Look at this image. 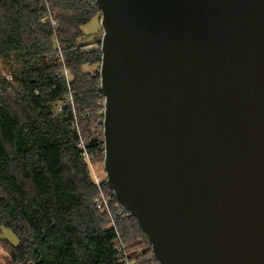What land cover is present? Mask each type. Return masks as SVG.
<instances>
[{"label":"water","instance_id":"95a60500","mask_svg":"<svg viewBox=\"0 0 264 264\" xmlns=\"http://www.w3.org/2000/svg\"><path fill=\"white\" fill-rule=\"evenodd\" d=\"M104 168L161 264H264V0H96Z\"/></svg>","mask_w":264,"mask_h":264},{"label":"trees","instance_id":"16d2710c","mask_svg":"<svg viewBox=\"0 0 264 264\" xmlns=\"http://www.w3.org/2000/svg\"><path fill=\"white\" fill-rule=\"evenodd\" d=\"M99 14L96 0H0V59L18 64L11 80L0 70V240L8 264H161L90 168L105 160L102 57L83 44L82 28ZM102 192L110 214L97 208ZM139 238L145 249L135 248Z\"/></svg>","mask_w":264,"mask_h":264},{"label":"rangeland","instance_id":"374dc122","mask_svg":"<svg viewBox=\"0 0 264 264\" xmlns=\"http://www.w3.org/2000/svg\"><path fill=\"white\" fill-rule=\"evenodd\" d=\"M83 31L88 37V40L86 42H83V44H90L89 48L96 49V44H99V42L102 39L103 34V28L101 26V15H97L94 19H92L88 24L83 26ZM16 60L14 57H12L11 60H4L0 59V70L4 76H6L9 80H11V75L9 70L12 68L17 67ZM98 66H88V70H96ZM91 170L93 171L94 177L99 178L100 182L107 181V175L105 172L104 164L101 162H97L93 165H91ZM108 198V197H107ZM110 200V199H109ZM2 237L7 239V241L17 246L19 244V238L16 234H14L11 230L4 229L2 231ZM142 243V244H141ZM6 245L0 240V264H8L9 262V256L8 252L6 250ZM136 249L142 250L146 248L145 243L142 242L141 238L138 240V244L135 246ZM151 258V257H150Z\"/></svg>","mask_w":264,"mask_h":264},{"label":"built area","instance_id":"2783aa9c","mask_svg":"<svg viewBox=\"0 0 264 264\" xmlns=\"http://www.w3.org/2000/svg\"><path fill=\"white\" fill-rule=\"evenodd\" d=\"M96 5H97V2H96ZM102 38H103V34H102ZM96 46V49H100V51H101V47H102V39H101V41L99 42V44H96L95 45ZM61 49L58 47V51H60ZM60 55H62V54H60ZM101 57H102V52H101ZM63 62V61H62ZM65 76L66 77H69V74H68V72L65 70ZM70 99H71V102H72V97H71V95H70ZM105 103H106V101H105V96H104V108L102 109V113H103V116L105 117ZM82 150H83V154H84V156H85V158H86V160L87 161H90V155H89V153H88V151L86 150V148L84 147V146H82ZM92 171V170H91ZM92 176H93V179H94V181H95V183L97 184V186H99L100 187V185H101V183L102 182H100V180H99V178H97V177H94V175H93V171H92ZM109 199L105 196V194L102 192L101 193V196L96 200V203H97V208L102 212V213H108V214H110V207H109ZM117 211H118V214H121L122 213V210H120L118 207H117ZM123 211H125V212H128L125 208H124V210ZM129 213V212H128Z\"/></svg>","mask_w":264,"mask_h":264}]
</instances>
